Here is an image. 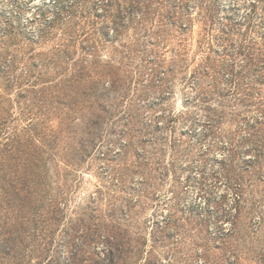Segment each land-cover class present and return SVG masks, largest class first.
Segmentation results:
<instances>
[{
    "label": "rangeland",
    "instance_id": "obj_1",
    "mask_svg": "<svg viewBox=\"0 0 264 264\" xmlns=\"http://www.w3.org/2000/svg\"><path fill=\"white\" fill-rule=\"evenodd\" d=\"M44 1L0 0V151L12 143L8 163L30 189L19 214L30 215L47 150L53 190L68 202L50 254L93 212L142 233L157 264H264V150L243 148L244 118L264 114V83L247 81L264 54V0H141L116 31L111 17L63 16L37 42L30 19ZM104 63L119 68L117 85ZM234 68L237 84L224 76ZM256 130L261 146L264 125Z\"/></svg>",
    "mask_w": 264,
    "mask_h": 264
},
{
    "label": "trees",
    "instance_id": "obj_2",
    "mask_svg": "<svg viewBox=\"0 0 264 264\" xmlns=\"http://www.w3.org/2000/svg\"><path fill=\"white\" fill-rule=\"evenodd\" d=\"M95 1V3L93 1L90 2V0L44 1L36 7V14L30 19L31 23L38 22L39 28L34 31L32 37L29 39L33 38L37 42L42 38L46 39L50 29L59 20H62L63 16L67 17V21L68 18H73V21L75 19L77 20L76 23L80 21L81 23L90 25L96 24V21L93 20L94 17H111L113 18V24L117 25L114 29L116 31L118 27L124 26L123 20L126 14L132 17L134 11L141 10L139 3L143 4L141 0L140 2L138 0H130V3L124 4V6L122 0ZM152 3L153 0H151ZM151 4L148 2L145 5L150 7ZM176 5H172V8L177 7ZM50 9H57L53 17L48 15L49 11L47 10ZM176 12L177 10L175 8L169 13L168 18L172 19L176 16ZM185 27H188V25H181V28ZM7 31V35L11 33V30ZM16 35H18V32H16ZM70 39L73 41V36ZM261 39L264 43V34L261 35ZM90 51L91 49L89 48L86 53ZM110 65L111 63H104L102 66L105 73L107 72V75L113 78L112 83L117 85L121 82V72L119 68L115 71ZM80 68L79 73L80 77H82L85 69L83 66ZM241 70L231 69L224 75L226 76V81L231 84H237L235 78L238 73L243 72ZM253 71L257 75L251 81L247 79L248 85L252 84V87H254L255 84H263L264 54H262V57H259V63L253 66ZM205 72L207 71L205 70ZM192 89H196V85H193ZM251 97H254V94L250 92L246 95L245 99ZM197 99L199 106L210 104V99L203 95L197 94ZM256 115L257 118L245 117L243 120L244 125L247 127L244 129L243 136L247 140L245 144L248 143V146L243 145V148H246V152L244 153L264 150V144L260 146L254 141L256 138H262V136L258 135L259 131L256 129L264 125V114L258 113ZM169 116L173 118L171 113ZM204 121L208 122L207 124L209 125L213 123V120L208 118V116H206ZM11 144L6 143L5 149L0 151V153H3L2 168H0V173H2L0 178V189L2 193V198L0 199V212H2L0 215L1 264H29L33 257L31 255L32 252L37 253V264H157L152 253L146 249L147 238L142 233L138 231L129 232L117 220H108L103 223L93 212L89 214L84 213L71 221V227L65 231V252L62 254H57V252L50 254L54 247L56 225L61 221L68 202L62 198L61 191L54 192L53 190V184L49 176V168L46 167L49 156L46 155L47 150L42 146L38 166L37 194L39 198L37 199V210L35 213L32 211L30 215L19 214L20 210L26 211L30 207L25 201L27 196L23 198L20 196V193L24 192L28 195L30 189L26 186H18L17 182L20 181L19 164L10 165L8 163L10 161L8 156L10 154L8 152L10 151L9 146ZM229 145L233 146L232 144ZM248 162L252 163L253 161L248 160ZM70 163L75 165L74 162L70 161ZM136 199L135 202L137 204L139 200L138 198ZM153 225H157L158 228H163L159 221H155Z\"/></svg>",
    "mask_w": 264,
    "mask_h": 264
}]
</instances>
